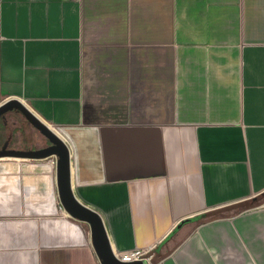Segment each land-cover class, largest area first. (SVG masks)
Returning <instances> with one entry per match:
<instances>
[{
	"label": "crops",
	"instance_id": "1",
	"mask_svg": "<svg viewBox=\"0 0 264 264\" xmlns=\"http://www.w3.org/2000/svg\"><path fill=\"white\" fill-rule=\"evenodd\" d=\"M9 98L66 141L114 251L264 264V0H0ZM0 264H102L49 157H0Z\"/></svg>",
	"mask_w": 264,
	"mask_h": 264
},
{
	"label": "water",
	"instance_id": "2",
	"mask_svg": "<svg viewBox=\"0 0 264 264\" xmlns=\"http://www.w3.org/2000/svg\"><path fill=\"white\" fill-rule=\"evenodd\" d=\"M18 110L51 144L37 149H0V157L47 158L57 156L58 192L64 209L90 225L93 245L102 264H143L141 261L125 262L117 258L112 248L103 219L94 209L81 202L73 192L71 179V154L66 141L49 124L36 115L23 101L9 98L0 103V118L8 111Z\"/></svg>",
	"mask_w": 264,
	"mask_h": 264
},
{
	"label": "rangeland",
	"instance_id": "3",
	"mask_svg": "<svg viewBox=\"0 0 264 264\" xmlns=\"http://www.w3.org/2000/svg\"><path fill=\"white\" fill-rule=\"evenodd\" d=\"M5 118V126L3 134H8L10 139L3 144L0 143V148L15 147V149H37L48 146L50 141L37 128H35L18 110L13 109L6 112L3 116ZM56 129L55 127H53ZM57 156L49 157V160L57 167ZM258 200H264L260 197ZM256 202H258L256 200Z\"/></svg>",
	"mask_w": 264,
	"mask_h": 264
},
{
	"label": "built area",
	"instance_id": "4",
	"mask_svg": "<svg viewBox=\"0 0 264 264\" xmlns=\"http://www.w3.org/2000/svg\"><path fill=\"white\" fill-rule=\"evenodd\" d=\"M64 209V207L62 206ZM118 259L125 262L141 261L143 264H166L165 258L157 259L153 247L114 251Z\"/></svg>",
	"mask_w": 264,
	"mask_h": 264
},
{
	"label": "bare ground",
	"instance_id": "5",
	"mask_svg": "<svg viewBox=\"0 0 264 264\" xmlns=\"http://www.w3.org/2000/svg\"><path fill=\"white\" fill-rule=\"evenodd\" d=\"M56 164H57V162H56Z\"/></svg>",
	"mask_w": 264,
	"mask_h": 264
}]
</instances>
